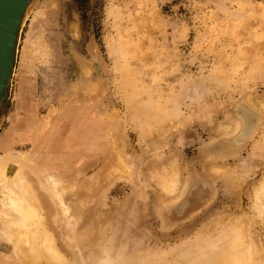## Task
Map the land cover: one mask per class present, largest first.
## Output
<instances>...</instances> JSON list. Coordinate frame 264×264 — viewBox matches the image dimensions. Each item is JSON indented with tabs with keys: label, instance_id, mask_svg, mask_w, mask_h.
Listing matches in <instances>:
<instances>
[{
	"label": "rangeland",
	"instance_id": "374dc122",
	"mask_svg": "<svg viewBox=\"0 0 264 264\" xmlns=\"http://www.w3.org/2000/svg\"><path fill=\"white\" fill-rule=\"evenodd\" d=\"M19 90L25 102L17 101ZM242 95L264 101V0H36L21 34L10 94L1 103L0 155L32 151L45 168L70 173L79 192L87 183L96 187L91 191L97 192L92 194L98 197V219L113 223L108 232L103 228L107 239L98 245L114 260L124 254L130 257L122 259L126 264H137L135 256H145L153 264L180 250L192 253L197 237L219 233L216 223L232 215L247 223L263 251L256 189L264 163L254 153L264 142V127L241 155L208 159L207 146L220 139ZM115 123L127 153L138 161L134 177L114 169L113 174L106 160ZM170 158L180 162L186 178L174 200L152 177L156 165ZM254 163L259 167L253 171ZM210 164L242 167L244 181L235 182L240 192L227 175L233 170H223L214 192L198 184L186 211L175 214L172 206L184 197L193 169L203 177ZM17 169L11 163L8 172ZM140 192L148 195L139 200ZM40 194L51 218L45 229L68 263L79 264L67 242L71 230L52 199ZM9 254L0 243V264L19 263Z\"/></svg>",
	"mask_w": 264,
	"mask_h": 264
},
{
	"label": "bare ground",
	"instance_id": "6f19581e",
	"mask_svg": "<svg viewBox=\"0 0 264 264\" xmlns=\"http://www.w3.org/2000/svg\"><path fill=\"white\" fill-rule=\"evenodd\" d=\"M32 7L33 5L31 6V4H29L26 8L21 23L20 33L21 31H23V27L28 19ZM31 27L33 26L31 25ZM23 92H24L23 90H19L17 96V101L20 103H22L24 99ZM208 108H210V106ZM0 113H1V106H0ZM178 116L179 115H177L176 118H178ZM230 117H231L230 118L231 120H229L230 122L227 121V123L224 124L223 128L221 129L220 135L217 133L219 132L218 130L220 129H218L217 132L216 130L214 131V129L211 130V132L214 131L216 132L217 135H219L217 139H219L220 137V139L214 141V144L212 143L210 147L207 146L208 147L207 150L209 151L208 152L209 156L208 155L207 156L209 158L208 157L206 158L212 160V162L213 161L215 162V160H217L216 157H221V159L223 158L222 162H224L226 161V156L229 157L228 156L229 154L235 155L238 153L237 155H239V153L243 149H246L245 146L251 140H253L256 137V135H258V132L261 129L263 130L264 101L256 102L253 99V97H251L250 95H246V96L242 95V97L231 108ZM118 119L119 118L116 119V122ZM219 126L218 128L221 127ZM163 131L166 130L163 129ZM230 132L232 133L230 134ZM111 133H112L111 134L112 139H110L112 142L111 149L109 151V155L106 156L108 157V159L106 158V160L110 161L109 167H111L112 171L116 170V172H119V174L121 172L122 173L124 172L123 173L124 175L129 174V175H133L134 177L136 171L133 170H135L134 167L137 166L136 163H138V161H136L135 158H132L133 156H130V154L127 153L126 144L124 143L125 137L123 136V134L121 135L122 132L120 130V124H117ZM162 136L160 138H162ZM144 137H142V139H144ZM163 137L165 138V136ZM256 142L254 144V147L257 144ZM1 147L6 148L8 147V145L4 144L3 142L1 144ZM257 148L258 149L255 148L254 156L256 159H258V161L260 160L261 164H263L264 142L262 144H259ZM207 150H205L206 153ZM236 158H238V156ZM170 159L171 160L168 159V161H166L164 164H161L162 166L159 165V167H157L158 165L157 164L156 165L157 169L156 168L153 169L150 167L151 169L154 170L153 173L151 172L153 175L150 173L149 170L148 171L150 175H152L153 180L156 177V180L154 181L157 182L156 186L162 189L161 192L164 191V194L166 193L165 195L168 196V198L172 197L174 200L175 197L183 189L186 178L184 179L181 166L179 165L180 162L178 161L179 164H176L177 162L176 163L174 162V158L173 159L170 158ZM175 159L177 161L180 158L177 159L176 157ZM258 161H254V162H258ZM11 163L17 165L18 167L14 175H10L8 172V168ZM239 163H242V161ZM244 163L247 164L246 161ZM225 164L222 165L210 164L209 172L206 173V176L203 175V177H201L200 174H198L196 168H194L191 173V182L184 193L185 198L182 196L183 198L181 197L182 199L176 202L172 206L174 207L172 210L174 212L176 211L175 214L181 215L186 211V209L190 204V197L193 194V191L198 186V184L202 183L204 186H206L212 192H214L215 180H217L218 177L220 178L218 179L221 180L222 178L220 176H222V173L225 170L231 171L232 169V167L230 169V167L225 166ZM254 164L255 166L254 167L252 166L254 168L253 171L257 167H259L258 163L257 164L254 163ZM234 167L235 166H233V168ZM241 168L237 169L235 167L234 170L232 169L233 171L231 172V174H227L229 173V171L228 172L225 171L226 172L225 174H227L228 177L233 178L234 181L232 182L234 183L235 187L239 185L238 184L239 182L242 184L245 178L244 176L246 175L245 172H242ZM236 170L239 171L242 175L240 173L238 175L237 174L238 172ZM114 173L115 171L113 172V174ZM122 173L120 175H122ZM69 174L70 173L67 172L57 173V170H51L49 168H45V165H40L36 161L35 155L32 153V151L31 152L6 151L5 154H1L0 155V243L5 244L8 247L10 252L9 256L18 260L19 262L18 264H69L65 255L60 251L59 249L60 247L58 248L52 234L45 229L48 222L51 221V218L50 216H47L44 213L43 206L41 203V198H42V195L40 194L41 192V193H46V196L52 199L54 204L59 209V214L62 216V220H63L62 224H65L71 230L70 232L72 234L71 233L70 234L72 237L69 238L67 242L69 243V245L74 247V249H76V252H78L77 254L79 255V257L77 258L79 260L78 261L79 264H126V262L123 261L122 259L124 260L127 259L130 261V257L128 256L126 257L122 253L123 255L120 256L123 257L120 258L119 253L121 252H119L118 253L119 258L117 257V259L114 260L113 257L115 255L112 257L111 255L107 254L106 249L99 248L98 244H101L102 240L104 241V238L106 237L103 236V231L110 228L113 223L110 225L109 224L110 220H109L108 221L109 226L106 228L105 224L106 225L108 224L107 223L104 224V221L102 223L100 216H99L100 221L98 219L99 212H101L100 210L97 209L95 205V199L97 200L98 197L97 196L96 198L93 197V194L95 196V193L97 194V192L95 191L94 193L93 190L91 191L92 188L95 189L96 187L95 188L92 187L90 189V187L88 186L89 183H87L86 187L85 185L83 188L81 187L83 189L82 192H79V190L76 188L75 183H73L72 180L71 181L69 180L70 177ZM109 177L110 176H108V179ZM111 178L112 177H110V179ZM235 182H238L237 185H235ZM158 184L160 187L158 186ZM237 190H238V186H237ZM238 191L240 192V190ZM144 194L139 196V200L141 196H143L142 198H144ZM256 194H257L256 195L257 200L259 202V208L262 212V215L264 216V176L256 189ZM142 198L141 200H143ZM162 199L165 200V198ZM147 200L148 199H146V203L149 202ZM173 200L170 199V202H172ZM142 204L143 203H141V205ZM167 215L169 214L167 213ZM225 221L223 223L220 221L221 224L216 223L217 225L216 227L218 228V230H220L218 231L220 234L219 233L216 234V232L214 231L215 233L213 232L214 233L213 236L215 235L214 238L218 236L219 237L218 241L217 239L214 240L211 234L209 235V237L206 236V234H205L206 237H202L203 235L202 236L200 235L201 237L200 238L197 237V241L195 240L196 243H194L193 245L194 249L195 250L197 249L196 251H194L193 249L192 251L194 252L187 253L186 249L184 250L182 248L184 251H186V252L183 251L184 254L179 249L180 252L178 254L180 256L175 255L176 257L174 258L173 255L172 256L173 258L171 257L172 259L171 258H169L170 260L165 259L164 262L163 260L160 261V259L157 258L158 259L157 260L155 258L156 259V260L154 259L155 262L152 261L153 264L154 263L155 264H264V253H263L264 250L263 251L260 250V247L251 238L247 223L245 221L234 218V215H232L228 221L227 220ZM113 227L115 226L113 225ZM113 227L112 229L114 230ZM103 228L105 229L103 230ZM222 242L224 246L220 247L222 245ZM188 250L191 251L190 249ZM137 252L139 253V251ZM145 253L147 252L145 251ZM187 254H189V257H186ZM124 257H126V259ZM132 258H134V256ZM135 259H137L136 260L137 264L139 263L147 264L146 262L147 259L145 256H140L138 258H136L135 256Z\"/></svg>",
	"mask_w": 264,
	"mask_h": 264
},
{
	"label": "water",
	"instance_id": "95a60500",
	"mask_svg": "<svg viewBox=\"0 0 264 264\" xmlns=\"http://www.w3.org/2000/svg\"><path fill=\"white\" fill-rule=\"evenodd\" d=\"M35 1L0 0V106L11 91L22 34V31L20 33L22 19L27 6L34 5Z\"/></svg>",
	"mask_w": 264,
	"mask_h": 264
}]
</instances>
